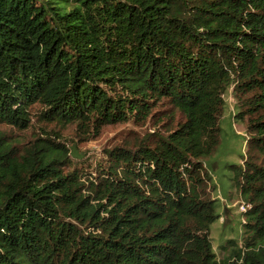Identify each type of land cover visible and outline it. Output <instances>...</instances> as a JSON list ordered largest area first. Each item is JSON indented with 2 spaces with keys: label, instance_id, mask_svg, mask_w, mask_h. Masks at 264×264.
<instances>
[{
  "label": "trees",
  "instance_id": "16d2710c",
  "mask_svg": "<svg viewBox=\"0 0 264 264\" xmlns=\"http://www.w3.org/2000/svg\"><path fill=\"white\" fill-rule=\"evenodd\" d=\"M231 89L246 235L218 258L206 160ZM164 99L178 126L94 172L67 169L50 132L23 151L0 132V264H264V0H0V124L28 128L37 106L90 139Z\"/></svg>",
  "mask_w": 264,
  "mask_h": 264
},
{
  "label": "rangeland",
  "instance_id": "374dc122",
  "mask_svg": "<svg viewBox=\"0 0 264 264\" xmlns=\"http://www.w3.org/2000/svg\"><path fill=\"white\" fill-rule=\"evenodd\" d=\"M236 97L233 90L225 95V106L220 115L221 134L218 146L206 160L211 181H206L208 196L217 199L220 217L211 225L210 236L218 258H222L233 242L243 243L246 235L243 212L248 206L238 188L233 185L236 165L245 163L251 156L247 137L246 120L234 118ZM39 109L32 108V123L28 128L20 129L9 124H0V132L7 141L16 144L17 150L24 147L39 136H47L50 132L54 139L67 147H72L73 165L83 167L87 172L107 165L106 150L115 146L135 147L140 141L153 138L154 134L166 135L178 126L183 119L182 114L172 107L167 100H162L154 109L153 117L145 121L133 120L105 124L100 133L90 139L77 131L76 122L63 126L61 123L47 122L39 119ZM58 132L60 138L54 134ZM206 175V173H205ZM229 240H234L233 242Z\"/></svg>",
  "mask_w": 264,
  "mask_h": 264
}]
</instances>
